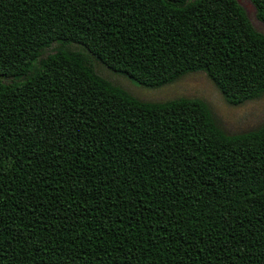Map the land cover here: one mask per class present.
<instances>
[{
    "label": "trees",
    "instance_id": "1",
    "mask_svg": "<svg viewBox=\"0 0 264 264\" xmlns=\"http://www.w3.org/2000/svg\"><path fill=\"white\" fill-rule=\"evenodd\" d=\"M264 23V0H250ZM264 95V33L237 0H0V264H264V123L197 97Z\"/></svg>",
    "mask_w": 264,
    "mask_h": 264
},
{
    "label": "rangeland",
    "instance_id": "2",
    "mask_svg": "<svg viewBox=\"0 0 264 264\" xmlns=\"http://www.w3.org/2000/svg\"><path fill=\"white\" fill-rule=\"evenodd\" d=\"M237 1L244 7L253 26L264 33V23L256 18L255 7L251 1ZM95 70L142 100H167L179 96L200 98L208 103L215 118L228 133L252 129L264 123V95L256 100L230 106L203 72L187 74L157 89H147L135 82L131 83L123 76L113 74L100 64H95Z\"/></svg>",
    "mask_w": 264,
    "mask_h": 264
}]
</instances>
